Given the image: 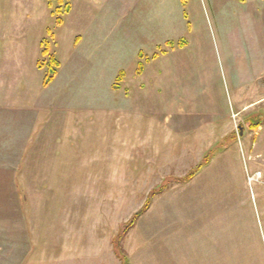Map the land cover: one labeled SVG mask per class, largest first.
Wrapping results in <instances>:
<instances>
[{
    "label": "rangeland",
    "instance_id": "rangeland-1",
    "mask_svg": "<svg viewBox=\"0 0 264 264\" xmlns=\"http://www.w3.org/2000/svg\"><path fill=\"white\" fill-rule=\"evenodd\" d=\"M12 44L61 61L63 137L31 198L0 166V264H264V0H0Z\"/></svg>",
    "mask_w": 264,
    "mask_h": 264
},
{
    "label": "crops",
    "instance_id": "crops-1",
    "mask_svg": "<svg viewBox=\"0 0 264 264\" xmlns=\"http://www.w3.org/2000/svg\"><path fill=\"white\" fill-rule=\"evenodd\" d=\"M85 31L79 41L82 50L77 52L74 61L78 77L68 82L73 85L74 80L77 96L82 95V85H93L96 81L93 69L97 60L90 55L96 46ZM33 58L34 54L24 46H0V148L13 149L11 157L3 158L0 153V166H14L15 172L25 166L20 174L23 182L18 186L17 202L24 196L31 198L30 182L35 175L31 167L52 165L58 159L63 137V65L58 60L59 68L54 79L43 85V77L38 74L37 62ZM90 96L93 97V90ZM173 111L179 115L178 110ZM177 128L174 126L175 130ZM34 219L37 223V218ZM14 250L18 252L17 247Z\"/></svg>",
    "mask_w": 264,
    "mask_h": 264
},
{
    "label": "trees",
    "instance_id": "trees-1",
    "mask_svg": "<svg viewBox=\"0 0 264 264\" xmlns=\"http://www.w3.org/2000/svg\"><path fill=\"white\" fill-rule=\"evenodd\" d=\"M240 1H243V0H240ZM64 9H65V13H68V11H69V5H66V7ZM58 13H61V11L58 10ZM57 23L60 24L61 23V19H58ZM183 45H184V43L183 44H180V46H183ZM41 53H42L43 56H45L47 58V59H45L46 60L45 61L46 62L45 63L46 64V74H45L44 79H43V85H48L54 79V77H55V75L57 73V70L59 68V62H58V60L52 54H49L48 53V47H47V45H45V47L43 48V50H42ZM42 66H43V62L42 61H39L37 63V67L38 68H42ZM193 175H194L193 173L190 174L186 178V180L188 181L189 179H191L193 177ZM186 180H184V181H186ZM147 206H148V204L146 203L144 210H146L148 208ZM139 215H140V212H138L134 216L133 220L130 222V226L133 225V223H134L133 221L137 217H139Z\"/></svg>",
    "mask_w": 264,
    "mask_h": 264
},
{
    "label": "built area",
    "instance_id": "built-area-1",
    "mask_svg": "<svg viewBox=\"0 0 264 264\" xmlns=\"http://www.w3.org/2000/svg\"><path fill=\"white\" fill-rule=\"evenodd\" d=\"M260 177H261V173L260 172H256V173H254L252 176H250L249 178H248V180L250 181V182H252V181H259V179H260Z\"/></svg>",
    "mask_w": 264,
    "mask_h": 264
}]
</instances>
